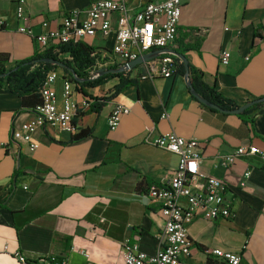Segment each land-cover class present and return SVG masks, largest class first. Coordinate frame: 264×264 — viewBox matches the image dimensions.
Masks as SVG:
<instances>
[{"label": "crops", "instance_id": "crops-1", "mask_svg": "<svg viewBox=\"0 0 264 264\" xmlns=\"http://www.w3.org/2000/svg\"><path fill=\"white\" fill-rule=\"evenodd\" d=\"M91 1L23 0L22 17L16 19L15 0H0L1 67L10 68L34 54V41L17 26L38 33L42 21L51 28L64 13L83 11ZM138 1L129 0L128 5L137 9ZM176 30H189L183 41L200 37L198 50L183 55L205 85L236 104L264 97V0L184 1ZM113 37L111 29L81 41L97 55L109 56ZM175 47L173 41L166 48ZM222 49L230 54L226 65L218 62ZM55 71L52 88L59 106L62 80L68 75L59 67ZM124 73L134 81L113 96L117 76L97 86L74 88L76 100L111 98L97 111H77L72 132L36 126L30 134L34 149L11 142L12 134L20 139L18 127L32 117L33 108L20 105L19 96L0 86V264H27L18 261L14 251L27 261L51 256L66 264H124L120 248L131 241L139 250L154 253L162 218L145 189L171 178L176 156L148 141L168 131L198 141L199 169L223 179L222 196L231 209L229 217L214 219L194 213L186 225L191 240L187 260L222 264L208 253L220 248L237 253L238 264H264V161L241 155L227 168L217 165L219 155L238 145L264 150V104L250 112L249 124L198 102L180 73L148 78L140 76L141 66ZM115 101L128 112L108 130L106 116ZM84 127L91 128V134L69 142Z\"/></svg>", "mask_w": 264, "mask_h": 264}, {"label": "built area", "instance_id": "built-area-1", "mask_svg": "<svg viewBox=\"0 0 264 264\" xmlns=\"http://www.w3.org/2000/svg\"><path fill=\"white\" fill-rule=\"evenodd\" d=\"M129 0H93L83 10L72 9L64 13L57 25L48 28L46 22L40 23L42 30L33 33L29 27L19 25L18 32L25 33L34 41V53L41 54L59 43L77 42L84 37L104 36L113 29L114 37L109 56L97 55L91 50L92 63L86 69L88 74L98 68L121 65L136 56L151 50L166 48L173 42L180 15L181 4L187 0H140L137 9L128 5ZM23 0H15V18H21ZM3 26L0 17V28ZM229 51L222 49L217 57L218 62L226 65ZM246 59V58H245ZM173 58L168 53L143 61L142 74L148 78L155 76L169 77L174 72ZM135 68V67H134ZM133 69V68H132ZM130 71V70H128ZM57 77L55 69L46 71L37 92L40 101L34 106L33 115L18 127L19 140L12 134L11 142H23L34 149L35 144L30 134L38 125L72 132V116L86 109L97 96H83L80 100L73 97L74 84L68 78L62 80L61 103L56 105L52 82ZM128 107L117 101L113 102L106 116L108 130L118 125ZM148 143L176 156L172 176L163 184H149L145 189L146 197L157 203V210L162 218L159 231L155 234L156 249L147 254L138 249L136 242H125L120 248L124 264H195L187 260L190 256L191 240L187 235L186 225L196 211L204 219L229 217L230 204L222 196L224 181L222 178L200 171L198 141L184 138L172 131L154 136ZM241 155H256L264 161V150L255 145H238L230 153L219 155L217 165L227 168ZM248 171L243 172L246 178ZM179 201H183L181 205ZM84 256L83 250H78ZM222 264H238L237 253L212 248L208 251ZM18 261L27 264H66L64 260L56 262L46 256L36 261L25 260L18 251L12 252ZM207 264V263H201Z\"/></svg>", "mask_w": 264, "mask_h": 264}, {"label": "trees", "instance_id": "trees-1", "mask_svg": "<svg viewBox=\"0 0 264 264\" xmlns=\"http://www.w3.org/2000/svg\"><path fill=\"white\" fill-rule=\"evenodd\" d=\"M189 34V30L185 32H179L176 30L174 40L176 42L175 52L183 55L184 52L197 51L200 43V37L191 36L187 41H183V37ZM181 37V39H180ZM91 47L82 41L77 42H67L59 43L55 46L46 49L41 54H33L31 57L18 61L14 66L4 69L0 65V86L11 94L17 95L20 98V105L25 107H30L34 109V106L39 103L40 98L37 89L46 73V71L55 69L58 66L51 62H38L39 58H54L58 62L64 64L61 68L68 77L75 83L76 90H81V87H93L103 84L107 79L117 76L118 81L113 86V96L126 84L133 82L134 79L127 78L124 71L121 73H105L96 76V72L88 74L86 69L92 63V58L90 57ZM66 53V57H62L61 54ZM173 58L174 72L180 73L184 77V82L188 90L192 89L196 94L202 98L208 100L209 102L219 106L223 110H233L241 105L246 104L247 106L241 110L236 115L241 117L243 121L249 124L253 121V116H250V112L264 104V101L252 100L245 101L241 104H236L234 101L221 96L212 87L205 85L200 79V73L198 70L194 69L192 66L187 64V74L184 72V67L180 59L173 53H169ZM120 65L110 66L107 68H114ZM71 68L74 72L72 76L67 68ZM109 97H98V101H93L89 104L86 111H97L105 100ZM95 98V100H97ZM212 111H217L216 109L205 106ZM227 113V112H224ZM79 114V113H76ZM76 114L72 116L71 123H74ZM91 134V128H80L75 133H73L69 142L77 141L85 138ZM208 264V263H207Z\"/></svg>", "mask_w": 264, "mask_h": 264}, {"label": "water", "instance_id": "water-1", "mask_svg": "<svg viewBox=\"0 0 264 264\" xmlns=\"http://www.w3.org/2000/svg\"><path fill=\"white\" fill-rule=\"evenodd\" d=\"M163 53H173L175 54L180 61L182 62V65L184 67V72L185 74H187V60L185 58L184 55L175 52L174 50L170 49V48H160V49H155V50H151L149 52L143 53L141 55L136 56L134 59L132 60H128L125 63L121 64L118 67H114V68H98L95 70L96 72V76L98 75H102L105 73H117V72H124V71H128L131 70L132 68L136 67L137 65H139L140 63H142L143 61L149 60L151 58L157 57L159 54H163ZM38 62H51L56 64L58 67H64V64H62L61 62H58L56 59L54 58H39L37 59ZM68 71L70 72V74L73 76L74 72L72 71L71 68H67ZM190 94L201 104L205 105V106H209L212 107L214 109H216L217 111L220 112H227V113H233V114H237L239 113L241 110H243L247 105H241L240 107L233 109V110H223L222 108H220L219 106L209 102L208 100L202 98L201 96H199L198 94H196L192 89L189 90ZM264 101V97H260V98H256L253 101Z\"/></svg>", "mask_w": 264, "mask_h": 264}, {"label": "flooded vegetation", "instance_id": "flooded-vegetation-1", "mask_svg": "<svg viewBox=\"0 0 264 264\" xmlns=\"http://www.w3.org/2000/svg\"><path fill=\"white\" fill-rule=\"evenodd\" d=\"M123 72V71H122ZM117 73H121V71L120 72H117Z\"/></svg>", "mask_w": 264, "mask_h": 264}]
</instances>
